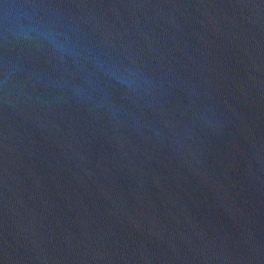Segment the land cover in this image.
<instances>
[{"label":"water","instance_id":"water-1","mask_svg":"<svg viewBox=\"0 0 264 264\" xmlns=\"http://www.w3.org/2000/svg\"><path fill=\"white\" fill-rule=\"evenodd\" d=\"M0 264H264V0H0Z\"/></svg>","mask_w":264,"mask_h":264}]
</instances>
